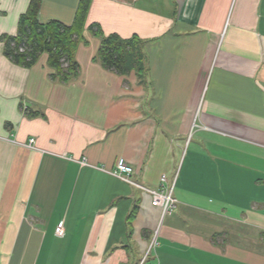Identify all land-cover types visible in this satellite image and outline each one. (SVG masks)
Listing matches in <instances>:
<instances>
[{
  "label": "crops",
  "instance_id": "obj_1",
  "mask_svg": "<svg viewBox=\"0 0 264 264\" xmlns=\"http://www.w3.org/2000/svg\"><path fill=\"white\" fill-rule=\"evenodd\" d=\"M30 1L0 0V264H137L154 236L148 264H264V0H91L66 82L3 53ZM39 2L70 26L79 0ZM90 26L143 42L144 81Z\"/></svg>",
  "mask_w": 264,
  "mask_h": 264
},
{
  "label": "trees",
  "instance_id": "obj_2",
  "mask_svg": "<svg viewBox=\"0 0 264 264\" xmlns=\"http://www.w3.org/2000/svg\"><path fill=\"white\" fill-rule=\"evenodd\" d=\"M90 3L91 0H79L72 24L65 26L57 21L41 23L38 20L40 2L31 0L27 11L19 18L16 35H4L1 39L4 55L19 67L30 68L42 54H47L48 64L55 70L54 78L61 82L74 78L78 73L74 54L83 40ZM89 29L102 39L97 57L105 68L119 75L134 71L144 81L145 58L141 40L135 36L128 39L116 35L102 37L96 26ZM138 204L135 203L129 212L128 225L136 216Z\"/></svg>",
  "mask_w": 264,
  "mask_h": 264
},
{
  "label": "built area",
  "instance_id": "obj_3",
  "mask_svg": "<svg viewBox=\"0 0 264 264\" xmlns=\"http://www.w3.org/2000/svg\"><path fill=\"white\" fill-rule=\"evenodd\" d=\"M66 66V64H64ZM24 105V104H23ZM23 112H26V106L23 107ZM34 142L33 139L30 140V145ZM82 165H85V162H81ZM110 174L119 178L125 183L132 184L137 186L135 183L132 182L130 179L131 176L134 174V169L131 165H129L124 159L119 158L116 161V164L114 166V169L110 171ZM140 188L144 193H146L150 197V204L153 207L159 208L161 211L162 216L165 214L171 213L176 204V200L172 196V188L170 190L166 187V177L164 175L160 178V190L154 191V190H148L146 188H141L140 186H137ZM57 235H62V230H57ZM156 235V233H155ZM157 241L155 236L153 237L151 243L143 253V256L139 262V264H143L145 261L149 259L150 253L152 250H154L157 247ZM149 264H156L154 262H151Z\"/></svg>",
  "mask_w": 264,
  "mask_h": 264
}]
</instances>
